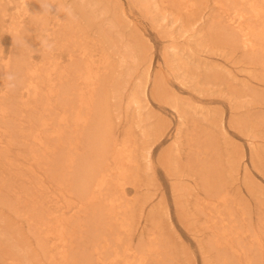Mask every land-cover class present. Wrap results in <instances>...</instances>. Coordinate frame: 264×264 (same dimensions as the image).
Here are the masks:
<instances>
[{
    "label": "bare ground",
    "instance_id": "1",
    "mask_svg": "<svg viewBox=\"0 0 264 264\" xmlns=\"http://www.w3.org/2000/svg\"><path fill=\"white\" fill-rule=\"evenodd\" d=\"M41 2L0 0V196L28 226L34 248L25 256L52 264L179 263L160 234L134 237L137 216L127 184L139 186V162L130 140L114 132L108 102L113 17L121 25L124 12L105 16L113 0H97V8L83 0H56L71 5L74 22L57 5L58 18L43 13ZM159 2L196 25L211 2L209 21L221 43L240 48L264 69V0ZM171 33L173 39L182 36ZM45 39L55 43L51 52L40 48ZM9 71L16 75L14 88L5 78ZM216 185L205 187L212 189L207 212L197 210L206 212L210 229L205 248L216 253L217 264H264V228L250 230L248 238L243 234L249 225L233 228L239 217L232 191ZM258 218L261 229L264 217Z\"/></svg>",
    "mask_w": 264,
    "mask_h": 264
},
{
    "label": "rangeland",
    "instance_id": "2",
    "mask_svg": "<svg viewBox=\"0 0 264 264\" xmlns=\"http://www.w3.org/2000/svg\"><path fill=\"white\" fill-rule=\"evenodd\" d=\"M90 2L97 8V0ZM113 3L105 16L124 12L125 22L117 26L113 17L108 102L114 132L130 140L139 162V186L127 184L137 216L134 237L160 234L177 264H217L216 253L206 249L204 203L212 189L205 187L226 184L232 191L239 217L233 228L253 224L244 236L264 228H257L264 217V69L221 43L209 21L211 2L197 25L159 0ZM104 8L101 1L98 9ZM171 32L182 36L173 39ZM202 206L204 214L197 211ZM27 227L0 196V264H52L25 256L34 248Z\"/></svg>",
    "mask_w": 264,
    "mask_h": 264
},
{
    "label": "clouds",
    "instance_id": "3",
    "mask_svg": "<svg viewBox=\"0 0 264 264\" xmlns=\"http://www.w3.org/2000/svg\"><path fill=\"white\" fill-rule=\"evenodd\" d=\"M41 5L44 9L43 13L47 12V13H50L52 15H55V14H53V6L57 5L58 6L57 11L65 13L67 15V19L70 18L74 22L78 20V16L70 4H68L66 6H61L59 3L56 2V0H42ZM41 47L46 49L48 52H51L55 47V43L49 42V40H47V39L41 40L40 41V48ZM5 78L9 81L8 86L10 88H14L16 86V84H15V81H16L15 73L9 71L6 73Z\"/></svg>",
    "mask_w": 264,
    "mask_h": 264
}]
</instances>
